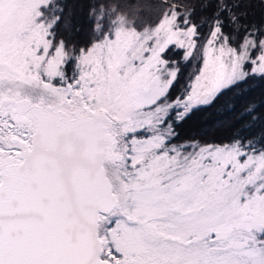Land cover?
Instances as JSON below:
<instances>
[{"label": "rangeland", "instance_id": "374dc122", "mask_svg": "<svg viewBox=\"0 0 264 264\" xmlns=\"http://www.w3.org/2000/svg\"><path fill=\"white\" fill-rule=\"evenodd\" d=\"M57 2L0 0V93L107 116L115 146L104 167L118 205L104 223L114 220L109 240L121 264H264V154L169 144L164 127L172 108L179 117L242 80L247 62L264 73V43L251 59L252 43L236 50L214 35L186 96L159 105L178 73L163 54L174 47L191 58L194 29H179L175 12L144 30L118 18L105 31L99 23V40L73 56L51 40Z\"/></svg>", "mask_w": 264, "mask_h": 264}, {"label": "water", "instance_id": "95a60500", "mask_svg": "<svg viewBox=\"0 0 264 264\" xmlns=\"http://www.w3.org/2000/svg\"><path fill=\"white\" fill-rule=\"evenodd\" d=\"M34 110L30 150L1 171L0 264H111L99 236L101 215L118 205L104 167L115 146L107 116Z\"/></svg>", "mask_w": 264, "mask_h": 264}, {"label": "trees", "instance_id": "16d2710c", "mask_svg": "<svg viewBox=\"0 0 264 264\" xmlns=\"http://www.w3.org/2000/svg\"><path fill=\"white\" fill-rule=\"evenodd\" d=\"M57 20L51 30L54 46H62L73 56L87 51L99 36L95 27L101 23L104 31L109 23L124 18L137 30L156 27L172 12L179 29L192 27L195 33L194 55L185 60L183 50L169 48L163 58L178 70L174 84L159 101L173 103L188 93L203 63L206 44L215 35L218 43L226 42L240 50L249 42L250 58L256 59L264 43V0H58ZM49 7L42 9L46 14ZM75 63L74 58L70 61ZM72 66V65H71ZM246 75L221 90L208 103L177 116L172 108L164 122L169 132V144L196 143L201 146H231L264 154V73H251L252 64L244 66ZM99 236L103 243V259L111 264L123 260L109 237V225L101 215ZM264 242V230L260 234Z\"/></svg>", "mask_w": 264, "mask_h": 264}, {"label": "flooded vegetation", "instance_id": "af4514ba", "mask_svg": "<svg viewBox=\"0 0 264 264\" xmlns=\"http://www.w3.org/2000/svg\"><path fill=\"white\" fill-rule=\"evenodd\" d=\"M7 92L8 90L0 93V182L3 166L22 162L25 153L32 146L33 133L37 127L34 110L37 103H32L28 110H24L23 107H21L22 109H18L16 103L24 98L7 94ZM49 107L52 106H47L46 109L42 106V109L49 113H54L62 109L69 116H72L61 105L60 109L56 110H49ZM18 110H22L21 115Z\"/></svg>", "mask_w": 264, "mask_h": 264}]
</instances>
